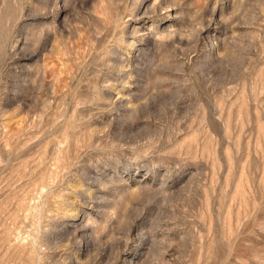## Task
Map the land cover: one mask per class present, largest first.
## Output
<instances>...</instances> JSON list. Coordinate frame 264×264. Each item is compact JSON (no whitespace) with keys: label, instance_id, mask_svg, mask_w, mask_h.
I'll list each match as a JSON object with an SVG mask.
<instances>
[{"label":"rangeland","instance_id":"obj_1","mask_svg":"<svg viewBox=\"0 0 264 264\" xmlns=\"http://www.w3.org/2000/svg\"><path fill=\"white\" fill-rule=\"evenodd\" d=\"M0 264H264V0H0Z\"/></svg>","mask_w":264,"mask_h":264}]
</instances>
